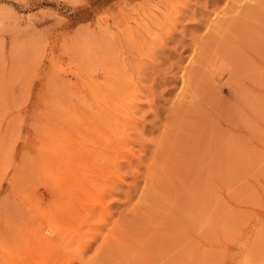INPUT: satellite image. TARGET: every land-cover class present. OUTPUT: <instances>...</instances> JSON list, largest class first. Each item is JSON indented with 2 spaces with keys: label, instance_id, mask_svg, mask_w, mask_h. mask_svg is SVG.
<instances>
[{
  "label": "rangeland",
  "instance_id": "374dc122",
  "mask_svg": "<svg viewBox=\"0 0 264 264\" xmlns=\"http://www.w3.org/2000/svg\"><path fill=\"white\" fill-rule=\"evenodd\" d=\"M0 144V264H264V0H0Z\"/></svg>",
  "mask_w": 264,
  "mask_h": 264
},
{
  "label": "bare ground",
  "instance_id": "6f19581e",
  "mask_svg": "<svg viewBox=\"0 0 264 264\" xmlns=\"http://www.w3.org/2000/svg\"><path fill=\"white\" fill-rule=\"evenodd\" d=\"M67 109H68V107H67ZM78 109V108H77ZM63 112H65L64 110H66V109H64V107H63V109H61ZM82 110V109H81ZM80 109L77 111L78 112V114H77V118L76 119H78V124H76V126H77V129L79 128H83L84 126H88V127H90V126H92L93 124H94V116H93V114H90V113H85L86 111H81ZM61 111V112H62ZM60 113V112H59ZM63 119V118H62ZM62 121V120H61ZM69 122V121H68ZM60 124V123H59ZM55 125H56V123H55ZM51 126V125H50ZM59 126V125H58ZM61 126V125H60ZM56 127H57V125H56ZM93 127V126H92ZM91 127V128H92ZM53 128V127H52ZM58 128V127H57ZM87 128V127H86ZM76 129V130H77ZM52 130V129H51ZM76 130H75V133L78 135V137H79V132L77 133L76 132ZM81 130V129H80ZM48 131V130H47ZM57 131V130H56ZM79 131V130H78ZM55 135V134H54ZM60 135V134H59ZM53 137V136H52ZM51 137V138H52ZM67 137V136H66ZM47 138V137H46ZM58 141H59V139L58 138H56ZM61 139V138H60ZM67 140V139H66ZM48 141H50V140H48ZM48 141H46L47 142V145H48ZM61 141V140H60ZM74 141H76V140H74ZM82 142H84L85 140H81ZM45 142V143H46ZM112 142H113V144H115V142H114V140L112 139ZM53 143H54V141H53ZM80 143V142H79ZM86 143V142H85ZM84 143V144H85ZM88 143V142H87ZM108 143V142H107ZM57 144V143H56ZM90 144V143H89ZM101 144V143H100ZM113 144H112V146H111V149H113ZM87 145V144H86ZM0 146H1V144H0ZM49 146V145H48ZM51 146V145H50ZM49 146V148H50V150L52 149L51 147ZM53 146V145H52ZM91 146V145H90ZM92 146H95V145H92ZM38 148V147H37ZM42 148V147H41ZM101 148V147H100ZM99 148V149H100ZM3 149V148H2ZM60 149H61V147H60ZM108 149V148H107ZM7 150H8V148H7ZM94 150V149H93ZM48 151V150H47ZM27 152V151H26ZM37 152V151H36ZM61 152V151H60ZM86 152V151H85ZM89 152V151H88ZM70 153V152H69ZM70 154H72V153H70ZM99 153H97V152H95L94 153V155L97 157V155H98ZM61 155H63V153L61 154ZM61 155H59V157L61 156ZM52 156H54L53 154H52ZM76 156H78V155H76ZM27 157V156H26ZM35 157V156H34ZM45 156H43L42 158H44ZM57 157H58V155H57ZM33 159V158H32ZM48 159H49V157H48ZM63 159V158H62ZM42 160V159H41ZM105 160H107V159H105ZM116 161V160H115ZM48 162V161H47ZM50 162V161H49ZM97 162V161H96ZM107 162V161H106ZM110 162V161H109ZM45 163V162H44ZM46 164V163H45ZM60 164V163H59ZM107 164H108V162H107ZM106 164V165H107ZM112 164V163H111ZM62 165V164H61ZM66 165H68V164H66ZM73 165V164H72ZM93 165H94V162H93ZM110 165V164H109ZM108 165V166H109ZM50 166V165H49ZM103 166H104V164H103ZM93 167V166H92ZM45 168V167H44ZM49 168V167H48ZM104 168V167H103ZM103 168H102V172L104 171L103 170ZM87 169V168H86ZM105 169V168H104ZM45 170V169H44ZM52 170V169H51ZM51 170H49V171H51ZM110 171V170H109ZM52 172V171H51ZM51 172H48V173H50L51 174ZM90 172H91V170H90ZM106 173V172H105ZM109 173V172H108ZM111 173V172H110ZM73 174V173H72ZM56 175H58V173L56 174ZM64 175V174H63ZM97 175V174H96ZM52 176V175H51ZM94 176V175H93ZM56 178L58 177V176H55ZM96 177V176H95ZM59 178V177H58ZM57 178V179H58ZM55 179V178H54ZM51 181V180H50ZM56 181V180H55ZM94 181H95V179H94ZM57 182H58V180H57ZM43 183V182H42ZM89 183V182H88ZM58 184H60V183H58ZM58 184H56V186H58ZM66 184H67V182H66ZM65 184V185H66ZM75 184H76V182H75ZM87 184V183H86ZM72 185V184H71ZM44 186V185H43ZM46 186V185H45ZM44 186V187H45ZM51 186H53V185H51ZM90 186H91V184H90ZM47 189H49L50 187L47 185ZM61 187H62V185H61ZM56 188V187H55ZM59 188V187H58ZM66 188H68V186H66ZM70 188V187H69ZM44 189V188H43ZM51 189V188H50ZM57 189V188H56ZM55 189V190H56ZM61 189V188H60ZM71 189V188H70ZM76 189V188H75ZM38 190V189H37ZM37 190H34V191H37ZM51 190H53V192H54V189L52 188ZM73 190V189H72ZM45 191H46V189H45ZM49 191V190H48ZM47 191V192H48ZM58 191V190H57ZM50 192V191H49ZM52 192V191H51ZM50 192V193H51ZM61 192H64V191H61ZM86 192V191H85ZM49 193V194H50ZM55 193L56 192H54V196H55ZM109 193V192H108ZM43 194H45V192L43 193ZM84 194H87V193H84ZM59 195V194H58ZM57 195V196H58ZM68 195V194H67ZM47 196V195H46ZM56 196V197H57ZM85 196V195H84ZM50 197H51V194H50ZM61 197V196H60ZM86 197V196H85ZM93 197H94V195H93ZM53 198V197H52ZM58 198V197H57ZM46 199H48L49 200V196H48V198H46ZM54 199V198H53ZM44 201V200H43ZM78 202H80V201H78ZM45 203H47V202H45ZM49 203H50V201H49ZM54 203V202H53ZM65 203V202H64ZM68 203V202H67ZM66 203V204H67ZM87 203V202H86ZM98 203V202H97ZM48 204V203H47ZM56 205H58V203L56 204ZM68 205V204H67ZM73 205V204H72ZM71 205V206H72ZM85 205V204H84ZM75 206V205H74ZM73 206V207H74ZM55 207V206H54ZM58 207V206H57ZM59 208V207H58ZM76 208H77V206H76ZM77 210V209H76ZM47 211H45V213H46ZM60 212V211H59ZM58 212V213H59ZM57 213V212H56ZM32 214V213H31ZM34 214V213H33ZM56 215V214H55ZM31 216H33V218H34V215H31ZM36 217H37V215H35ZM4 217V216H3ZM63 217V216H62ZM72 217V216H71ZM80 217V216H79ZM28 218V217H27ZM31 218V217H30ZM60 218V217H59ZM42 219V218H41ZM47 219V218H46ZM81 219V218H80ZM28 220V219H27ZM32 220V219H31ZM34 220V219H33ZM78 220H79V218H78ZM36 221H38V220H36ZM85 221V220H84ZM23 223H24V221H22ZM26 222V221H25ZM29 222H30V220H29ZM28 222V223H29ZM39 222V221H38ZM37 222V223H38ZM69 222V221H68ZM82 222V221H81ZM86 223V222H85ZM72 224V223H71ZM14 225V224H13ZM30 225H31V223H30ZM29 225V226H30ZM36 225V224H35ZM49 226V225H48ZM79 226H80V224H79ZM36 227V226H35ZM78 227V226H77ZM49 228V227H48ZM50 228H52V227H50ZM57 229V228H56ZM93 229V228H92ZM33 230V229H32ZM53 230H55V228L54 229H51V231H53ZM77 230H78V228H77ZM86 230V229H85ZM34 231V230H33ZM57 231V230H56ZM31 232V231H30ZM57 232H59V231H57ZM44 233V232H43ZM77 233V232H76ZM33 239V238H32ZM57 239V238H56ZM106 239H107V237H106ZM105 239V240H106ZM110 239H112V238H110ZM59 240V239H58ZM36 241L38 242V243H36L37 245H39V246H41V247H45L46 248V246L48 247H50V245H52V238L51 237H49V235L48 236H46L45 234L44 235H40V234H38L37 235V238H36ZM33 242V241H32ZM106 242V241H105ZM36 245V246H37ZM48 247V248H49ZM39 248V247H38ZM51 248V247H50ZM49 248V249H50ZM35 250V249H34ZM33 250V251H34ZM48 251V250H47ZM51 251L52 250H50V252H49V254L51 253ZM53 251H54V249H53ZM73 251V250H72ZM72 251H70L69 250V252H72ZM44 252H46V251H44ZM73 253V252H72ZM76 255V254H75ZM16 259V258H15ZM19 259V258H18Z\"/></svg>",
  "mask_w": 264,
  "mask_h": 264
}]
</instances>
